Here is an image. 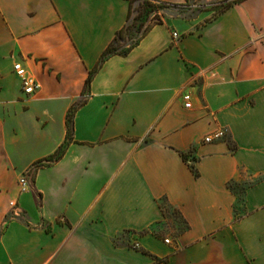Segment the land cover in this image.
Wrapping results in <instances>:
<instances>
[{
    "label": "crops",
    "instance_id": "1",
    "mask_svg": "<svg viewBox=\"0 0 264 264\" xmlns=\"http://www.w3.org/2000/svg\"><path fill=\"white\" fill-rule=\"evenodd\" d=\"M129 8L0 0V264H264V0L167 19L109 57L66 153L20 191L65 141ZM17 60L41 83L30 97ZM14 200L26 219L9 215Z\"/></svg>",
    "mask_w": 264,
    "mask_h": 264
},
{
    "label": "rangeland",
    "instance_id": "2",
    "mask_svg": "<svg viewBox=\"0 0 264 264\" xmlns=\"http://www.w3.org/2000/svg\"><path fill=\"white\" fill-rule=\"evenodd\" d=\"M238 0H188L182 5H158L157 11L149 14L147 18L138 17L141 10L140 4L142 0L136 1L134 3L133 15L130 21V26L122 36L118 39L116 46L124 50L128 47V44L136 37H139L147 27L152 26L155 22L165 21L171 18H180L183 20H189L197 16L200 17L201 22H205L218 15L220 12L226 9L229 5L233 4ZM138 18H137V17ZM182 25H179L178 28H181ZM78 102V101H77ZM35 168L32 167L27 172L23 174L28 176L30 181L34 177ZM22 175V174H21ZM31 183V182H30ZM9 215H14L21 219H26L24 212L21 210L19 205L18 214H14L13 210L9 212Z\"/></svg>",
    "mask_w": 264,
    "mask_h": 264
},
{
    "label": "trees",
    "instance_id": "3",
    "mask_svg": "<svg viewBox=\"0 0 264 264\" xmlns=\"http://www.w3.org/2000/svg\"><path fill=\"white\" fill-rule=\"evenodd\" d=\"M136 1L139 0H129L130 3V8H129V14H128V19L127 22L125 23V25L116 33L115 37L113 38V40L111 41V43L107 46V48L103 51L101 58L97 64V66L92 69L89 73V76L86 79L85 82V88L84 91L82 93V98L76 102L68 111L67 113V118H66V126H67V135H66V139L65 141L50 155L41 158L39 160H37L34 163V167H41L47 164H51L54 162L59 161L64 154L66 153L69 145L71 144V142L73 141V129H74V114L75 111L77 109V107L81 106L82 104H84V102L86 101V95L88 94L90 85H91V81L94 77V75L96 74V72L98 71V69L103 65V63L112 55L115 54H119V55H127L129 54V52L141 41V39L149 32V30L158 23H162L163 21H158L155 22L152 26H149L145 29V31L139 36L136 37L132 40V42L130 44H128V47L124 50L119 49L116 46V43L118 41V39L120 38V36L123 35V33L125 32V30H127L130 26V21L133 15V9H134V3ZM188 1V0H187ZM236 2V1H235ZM165 5V4H172V5H182L184 3H170L167 1H161V0H142V3L140 4L141 6V10L139 12L138 17H145L147 18L149 16V14H151L152 12L157 11V6L158 5ZM232 5V4H231ZM229 5V6H231ZM228 6V7H229ZM226 7V8H228ZM137 17V16H136ZM137 17V18H138ZM182 157L186 160L191 162V168L192 170L198 174V171L196 169V166L193 162L194 159L190 160V155L188 153L185 152H181Z\"/></svg>",
    "mask_w": 264,
    "mask_h": 264
},
{
    "label": "built area",
    "instance_id": "4",
    "mask_svg": "<svg viewBox=\"0 0 264 264\" xmlns=\"http://www.w3.org/2000/svg\"><path fill=\"white\" fill-rule=\"evenodd\" d=\"M175 37H178V33H173ZM13 71L17 75V77L21 81V89L28 96H32L37 93V91L41 88V83L37 80V78L25 67L22 61L17 60L13 64ZM183 100L185 101L186 107L192 106V98L190 93H185L183 95ZM225 136L224 129H218L215 132L205 137L206 142H212L215 140L223 139ZM20 191L27 192L30 189V181L28 176L22 174L19 178ZM11 210H13L14 214H18L19 203L14 200L11 201ZM168 242L169 240L166 239Z\"/></svg>",
    "mask_w": 264,
    "mask_h": 264
}]
</instances>
